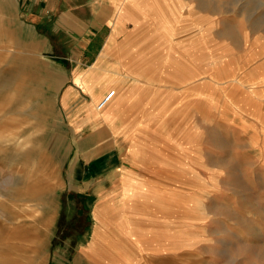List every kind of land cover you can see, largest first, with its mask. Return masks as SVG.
I'll return each instance as SVG.
<instances>
[{"label":"rangeland","instance_id":"374dc122","mask_svg":"<svg viewBox=\"0 0 264 264\" xmlns=\"http://www.w3.org/2000/svg\"><path fill=\"white\" fill-rule=\"evenodd\" d=\"M156 7L162 22L125 39L132 64L116 77L133 95L122 123L142 151H130L135 187L107 193L101 181L126 167L84 165L85 129L70 123L119 112L93 100L70 115L81 88L97 99L109 77L87 72L95 53L75 26L57 31L48 11L31 32L0 0V264H264V0ZM8 54L40 73L9 69ZM72 78L81 94L64 108Z\"/></svg>","mask_w":264,"mask_h":264},{"label":"crops","instance_id":"0c3cea01","mask_svg":"<svg viewBox=\"0 0 264 264\" xmlns=\"http://www.w3.org/2000/svg\"><path fill=\"white\" fill-rule=\"evenodd\" d=\"M144 1L145 3L139 4L138 2L136 3V0H11V2L15 5V11L13 14L14 17L11 19H14L16 22L21 24L26 23L27 26L29 25L27 28L31 32H35L37 27H39L42 22L44 23L45 19H48V11L53 13L54 16H57V19L60 21V25L56 28L57 31L66 29L65 32H68L70 31L69 29H72L75 26L77 28V33L81 35L82 38L80 52L88 55L95 53V56L91 61V70L87 72L94 71V76L97 78L100 77V80L105 75L109 77L108 82L110 88L107 87L101 91L102 93L98 94L99 96L97 99H92L91 96L81 88L88 98L75 106L70 118L76 114L77 110L78 112L82 111L81 109H83L84 106H86L85 108L87 109V105L89 103H93V100H95V104L98 103L108 91L112 89L118 90V92L115 90V93L110 101H107L108 104L106 102L107 105L105 104L106 106L99 111H103L110 103L114 102L116 97H120L118 102L119 104L117 103L116 106L111 107L112 111L119 112V118L114 117L109 124L103 120V117H98L96 123L93 122L96 119L92 121L88 119H81L77 122V124H74L73 122L70 123L75 133L85 129L84 135H82L79 140V142L84 140L85 144L86 142L88 143L85 148V154L88 156L86 157L88 162L84 161V165L88 164L90 167H94L99 165H108L114 161V163H119L126 167L123 171L120 169V171L114 170L112 173L110 172L106 175L103 181L105 182L106 179V182L111 184V188L105 187V184L101 181L102 184L98 190H106L107 193L115 191V189L122 183V180H124L126 184L128 183V186L135 187L132 183H129L132 181L131 176L134 169L130 147L131 139L134 135L137 136V134H134L129 128L127 131V125H123L122 123L123 111L128 106H132L133 95H131L130 92L128 94L126 91L127 88L122 84V81H120L121 79L118 80L116 77L121 75L119 72L121 67L129 63L132 64L130 57L127 56V54L129 55V53H131V49L129 47L122 49L125 39L135 33H139L143 29L148 28L149 23L156 22L157 24L162 22L160 16L158 22L157 17L153 18V16L148 12L150 9H155L158 10L159 14H161L163 11H161L160 8H155V6L158 3L165 6V0ZM150 6L152 8H150ZM132 11L134 13H132ZM3 16L7 17L6 14ZM154 27L158 28V26ZM159 28L162 27L159 26ZM78 36L76 35L74 38H79L80 36ZM160 37H163V35H160ZM124 54L126 55L124 56ZM122 55L124 57H122ZM8 56L10 58L8 66L9 69L17 70L23 68L25 70H23L24 73L30 74L34 78L40 73L35 62L29 57L17 54H8ZM108 56L114 59L111 63L106 62L105 60V57ZM145 64H147V62ZM109 65H112L111 76L104 73V71L109 72ZM34 67H37V74L33 70ZM79 70V68H74V73L72 75L75 79L76 76H79ZM23 76L24 75L19 77ZM136 77H138L137 81H139V75L134 77L135 81ZM74 78H72V84L66 87L63 91L64 93L66 90H70V93L67 95L68 101L65 104L62 103L64 108H68L73 103H76L80 97L81 93L79 92L78 86H81L76 83ZM14 84L15 83H13V85ZM31 91L35 93L34 88H32ZM71 97L72 99H70ZM90 143H93V145L89 146ZM78 144L76 151L80 150ZM108 144L110 146L106 148ZM106 149H108V153L105 152ZM92 151H94V153L91 156L89 153ZM124 151H126V154L123 156ZM138 194L139 193H132L133 196L131 195V203L135 202V198L141 197V195L138 196ZM107 202L109 203V200Z\"/></svg>","mask_w":264,"mask_h":264},{"label":"bare ground","instance_id":"6f19581e","mask_svg":"<svg viewBox=\"0 0 264 264\" xmlns=\"http://www.w3.org/2000/svg\"><path fill=\"white\" fill-rule=\"evenodd\" d=\"M169 0H165V4H166V6H168V4H169V2H168ZM150 8H152L151 6H150ZM151 10V9H150ZM33 70H34V72L37 74L38 73V70H37V67H34L33 68ZM35 92H37V91H35ZM119 98L120 97H116V99H114V102L113 103H110L107 107H106V111H112L111 110V107H113V106H116V104L119 102ZM107 104H108V102H107ZM106 104V105H107ZM119 104V103H118ZM97 104H95V106H96ZM119 108V107H118ZM98 110V109H97ZM37 116H38V114H37ZM135 143V142H134ZM135 145V144H134ZM130 151H133V152H135V156L136 157H138L139 156V154H141L142 153V151H141V148L139 149V147H132L131 148V150ZM141 156V155H140ZM103 212H101L102 213V215H104V213L106 214L107 213V210H105V208L102 210Z\"/></svg>","mask_w":264,"mask_h":264},{"label":"built area","instance_id":"2783aa9c","mask_svg":"<svg viewBox=\"0 0 264 264\" xmlns=\"http://www.w3.org/2000/svg\"><path fill=\"white\" fill-rule=\"evenodd\" d=\"M115 91L112 89L110 91H108L103 98L97 103L96 107L98 110L103 109L106 105V102L110 101V99L112 98V96L114 95Z\"/></svg>","mask_w":264,"mask_h":264}]
</instances>
